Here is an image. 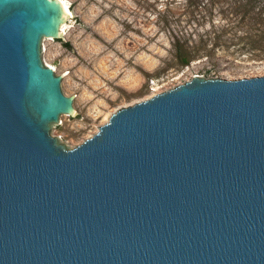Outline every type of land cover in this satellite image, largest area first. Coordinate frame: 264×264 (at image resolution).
Wrapping results in <instances>:
<instances>
[{"label": "water", "instance_id": "1", "mask_svg": "<svg viewBox=\"0 0 264 264\" xmlns=\"http://www.w3.org/2000/svg\"><path fill=\"white\" fill-rule=\"evenodd\" d=\"M60 0H0V264H264V76L191 81L75 148L42 56Z\"/></svg>", "mask_w": 264, "mask_h": 264}, {"label": "rangeland", "instance_id": "2", "mask_svg": "<svg viewBox=\"0 0 264 264\" xmlns=\"http://www.w3.org/2000/svg\"><path fill=\"white\" fill-rule=\"evenodd\" d=\"M65 2L70 23L60 40H43L42 56L66 75L63 93L75 97V116H61L50 130L68 148L121 108L194 77L264 76V0Z\"/></svg>", "mask_w": 264, "mask_h": 264}, {"label": "bare ground", "instance_id": "3", "mask_svg": "<svg viewBox=\"0 0 264 264\" xmlns=\"http://www.w3.org/2000/svg\"><path fill=\"white\" fill-rule=\"evenodd\" d=\"M61 2H62V4H63V7H64V10L68 13V14H70V12L68 11V9L70 10V8H69V6H68V3L67 2H65V0H60ZM67 5V6H66ZM67 7H68V9H67ZM71 15V14H70ZM66 29H64V31H65ZM64 31H63V34H64Z\"/></svg>", "mask_w": 264, "mask_h": 264}, {"label": "trees", "instance_id": "4", "mask_svg": "<svg viewBox=\"0 0 264 264\" xmlns=\"http://www.w3.org/2000/svg\"><path fill=\"white\" fill-rule=\"evenodd\" d=\"M65 46L68 47L67 44H65ZM182 63L183 64H187L188 63V60H187L186 57H182Z\"/></svg>", "mask_w": 264, "mask_h": 264}]
</instances>
